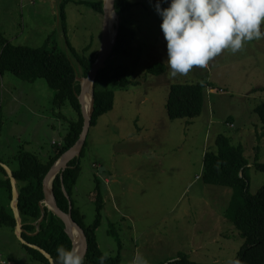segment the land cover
I'll return each mask as SVG.
<instances>
[{"label": "rangeland", "instance_id": "obj_1", "mask_svg": "<svg viewBox=\"0 0 264 264\" xmlns=\"http://www.w3.org/2000/svg\"><path fill=\"white\" fill-rule=\"evenodd\" d=\"M62 1L0 0L4 39L63 51H68L69 40L80 53L90 43V52L100 50L104 14L83 0H66L63 19ZM132 1L124 22L128 29H135V37L108 61L118 79L124 73L132 83L118 86L110 79L101 84L114 90L115 103L90 129L74 198L91 224L96 217V178H100L105 203L98 242L105 254L121 252L120 264H133L137 256L147 264L182 257L229 264L245 237L225 215L233 188L202 178L204 155L222 133L234 144L242 143L251 160L259 145L264 162V138L254 140L255 131L263 130L255 108L264 101V39L248 42L235 54L224 50L207 68L194 67L186 75L170 77L156 2ZM115 21L116 33L121 21L118 12ZM157 61L166 64V72L148 73L150 64ZM195 82L214 88L207 90V109L195 118L171 119L167 108L171 85ZM53 95L44 78L29 81L9 71L0 74L2 164L17 168L15 155L21 147L46 158L53 141L65 138L77 113L69 103L54 107ZM229 118L235 126L227 124ZM237 132L244 136L239 138ZM249 166L250 192L256 193L264 184V171ZM7 175L9 171L1 165L0 209L12 208V194L2 183ZM24 244L11 225H1L0 264L11 259L14 264H40Z\"/></svg>", "mask_w": 264, "mask_h": 264}, {"label": "trees", "instance_id": "obj_2", "mask_svg": "<svg viewBox=\"0 0 264 264\" xmlns=\"http://www.w3.org/2000/svg\"><path fill=\"white\" fill-rule=\"evenodd\" d=\"M157 2V0H154ZM97 11L104 13V0H83ZM65 3L60 4V16L65 18ZM134 2L132 0H116L115 8L121 17L119 34L111 56L124 51L126 45L131 44L136 31L128 29L124 22V14L129 11ZM167 2L162 0L161 7H167ZM68 51H63L57 46L47 48L45 46L33 47L30 45L15 44L4 39L0 29V74L9 71L29 81L44 78L48 86L54 90L53 104L56 108H62L69 103L76 111L77 116L70 119V127L65 138L55 142L46 158L40 157L34 152L21 147L16 152L18 167L12 169L18 186V207L23 227L22 237L31 244H36L46 250L56 263V248L63 245L73 249L74 242L66 231L65 222L49 206L44 203L45 190L44 179L57 160L71 148L79 139L84 126V115L79 100L81 93L80 77H86L93 63L98 57L99 49H93L92 44L84 47L80 53L69 40ZM90 52V53H87ZM96 76L95 108L92 117V126L98 122L103 114L113 109L115 92L101 87L107 80L115 81L118 86H126L132 81L124 78V73L118 79L115 67L109 66V59ZM75 58V60H74ZM167 66L162 62H154L148 67V73L163 74ZM114 72V73H113ZM114 78H117L114 80ZM209 84L204 82L172 84L169 92L167 108L171 119L195 118L199 116L205 106ZM263 123V130L259 138L264 137V101L255 108ZM229 118L228 121H230ZM91 126V127H92ZM89 136V135H88ZM88 144V139L80 156L70 161L63 177L58 173L53 180V191L59 207L65 212L70 211V200L66 196L63 186L66 188L72 201V215L78 224L84 229L88 240V252L85 256V264H99L102 255L107 256L105 264H120L121 252L116 255L105 254L100 248L97 231L102 223L104 198L101 190L100 178H96V217L91 224L86 223V215L77 205L74 198V190L82 172V156ZM250 163L261 171H264V162L260 161L259 145L255 147V155L251 160L246 156V147L242 144H234L231 137L219 134L215 139V147L208 149L204 155V170L202 178L206 183L227 186L233 188L230 205L225 212L235 226L245 237V243L238 252L233 262L229 264H264V184L256 193L250 192V178L247 170ZM2 160L0 161V166ZM11 194V178L4 180ZM8 224L15 230L17 220L11 208L0 209V226ZM33 258L40 264H51L40 250L24 244ZM228 264L222 262L197 263L187 257L162 264Z\"/></svg>", "mask_w": 264, "mask_h": 264}, {"label": "clouds", "instance_id": "obj_3", "mask_svg": "<svg viewBox=\"0 0 264 264\" xmlns=\"http://www.w3.org/2000/svg\"><path fill=\"white\" fill-rule=\"evenodd\" d=\"M155 10L162 18L168 75L188 74L194 67L207 68L224 50L235 54L248 42L264 39V0H165ZM56 264H85L82 251L56 248ZM107 256L99 258L105 264ZM133 264H147L135 257Z\"/></svg>", "mask_w": 264, "mask_h": 264}, {"label": "water", "instance_id": "obj_4", "mask_svg": "<svg viewBox=\"0 0 264 264\" xmlns=\"http://www.w3.org/2000/svg\"><path fill=\"white\" fill-rule=\"evenodd\" d=\"M116 0H104V22H103V32H102V41L100 50L98 52V57L96 61L93 63L92 68L88 75L86 77H80L81 81V93L79 94V100L82 105V112L84 115V126L83 130L80 134L79 139L77 142L69 148L58 160L57 162L52 166L48 174L46 175L44 179V190H45V201L44 203L49 206L62 220L65 222L66 225V231L71 235L74 246L73 249H76L78 251H82L84 255L86 256L88 252V240L87 236L85 234L84 229L76 222V220L73 218L71 209H72V201L71 198L66 191V188L63 186V190L66 194V196L69 198L71 206L70 211L65 212L62 210L56 200L55 193L53 191V180L57 176L58 173H61V176L63 177L64 171L68 168L69 163L74 158L81 155L84 146L86 144V141L88 139V135L92 126V117L94 113V104H95V80L96 76L98 74V71L105 66L107 59L112 55L114 46L116 44V39L119 34V30H117L116 34L112 37V34L110 32L111 27V20L116 12L115 8ZM92 87V103L89 108V110L86 108V95L89 89ZM7 170L9 171V176L11 178L12 182V188H13V202L12 207L15 213V218L17 220V226L16 229L18 231V237L19 239L38 250H40L47 258H49L51 264H56L50 253H48L46 250L42 249L36 244H31L27 242L22 237L23 227L21 224V215L18 207V189L16 185V180L13 174V171L11 168H9L7 165L3 164ZM74 232H77L79 235V242H77L74 238Z\"/></svg>", "mask_w": 264, "mask_h": 264}, {"label": "crops", "instance_id": "obj_5", "mask_svg": "<svg viewBox=\"0 0 264 264\" xmlns=\"http://www.w3.org/2000/svg\"><path fill=\"white\" fill-rule=\"evenodd\" d=\"M210 87H212L211 85H209V87H208V89L210 88ZM207 89V90H208ZM212 89V91H213V87L211 88ZM210 95V94H209ZM207 107H208V104H206L205 105V107H204V109H207ZM213 107V106H212ZM211 112L212 113H214L213 112V109L211 110ZM229 123V125L230 126H235V123H234V119L233 120H230V121H227V124ZM260 132H262V130H260V131H255V135H254V140H255V138L258 140V139H260L259 138V134H260ZM238 133V136H239V138L240 137H242V136H244L243 135V133H239V132H237ZM264 138V137H263ZM53 143H55V141H53ZM2 159L0 158V161H1ZM3 162V161H2ZM252 164V163H251ZM7 176H9V175H7ZM10 177V176H9ZM16 180V179H15ZM12 183V182H11ZM16 185H17V181H16ZM17 189H18V186H17ZM18 195H19V193H18ZM11 198H12V201H11V205H12V202H13V188H12V196H11ZM45 201V200H44ZM12 209V211H13V213H14V210H13V207L11 208ZM22 223V222H21ZM15 231H16V233H17V235H18V231H17V229H15ZM8 264H14V262H13V260L11 259V260H8Z\"/></svg>", "mask_w": 264, "mask_h": 264}, {"label": "bare ground", "instance_id": "obj_6", "mask_svg": "<svg viewBox=\"0 0 264 264\" xmlns=\"http://www.w3.org/2000/svg\"><path fill=\"white\" fill-rule=\"evenodd\" d=\"M116 17H117V13L114 14V16L112 17V20H111V33H112V36H114L116 33L113 29V26H114V23L116 22ZM86 108L89 110L90 106H91V103H92V87L89 89V91L87 92V95H86ZM74 238L77 242H79V235L77 232H74ZM7 262V261H6Z\"/></svg>", "mask_w": 264, "mask_h": 264}]
</instances>
